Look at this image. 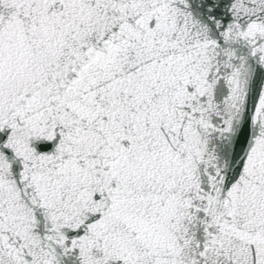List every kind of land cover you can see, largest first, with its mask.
<instances>
[{"label":"snow or ice","instance_id":"snow-or-ice-1","mask_svg":"<svg viewBox=\"0 0 264 264\" xmlns=\"http://www.w3.org/2000/svg\"><path fill=\"white\" fill-rule=\"evenodd\" d=\"M0 264H264V0H0Z\"/></svg>","mask_w":264,"mask_h":264}]
</instances>
